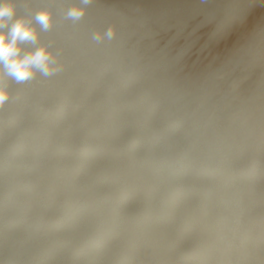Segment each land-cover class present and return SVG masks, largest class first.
Masks as SVG:
<instances>
[{
    "label": "bare ground",
    "instance_id": "6f19581e",
    "mask_svg": "<svg viewBox=\"0 0 264 264\" xmlns=\"http://www.w3.org/2000/svg\"><path fill=\"white\" fill-rule=\"evenodd\" d=\"M62 1H3L37 33L21 49L46 46L59 71L17 81L0 66L9 92L0 104V264H264V0ZM72 8L83 15L69 17ZM87 22L95 33L69 34ZM103 22L110 36L97 33ZM242 23L254 33L240 54L244 31L228 45L238 47L231 63L234 50L224 45L225 56L217 46ZM208 25L194 52L211 44L235 75L224 60L218 71L179 62L181 45L194 38V49L193 34ZM173 32H193L174 34L184 38L178 52ZM161 41L176 53L166 45L155 65ZM108 52L123 57V70L105 68ZM222 68L230 76L219 79ZM106 69L120 79L108 80ZM225 79L236 81L233 99ZM95 82L105 83L102 94ZM91 98L106 102L79 119L76 108ZM161 113L165 122L155 124ZM156 144L164 148L157 160Z\"/></svg>",
    "mask_w": 264,
    "mask_h": 264
},
{
    "label": "clouds",
    "instance_id": "9594fccd",
    "mask_svg": "<svg viewBox=\"0 0 264 264\" xmlns=\"http://www.w3.org/2000/svg\"><path fill=\"white\" fill-rule=\"evenodd\" d=\"M83 15L82 8H72L68 11L69 17L79 18ZM14 8L11 4L0 0V66L17 81L32 78L38 69L43 75L48 76L59 71L55 59L46 46H40L33 51L25 52L19 46L20 42L37 40V33L31 22L25 19L13 21ZM37 20L47 29L50 26V14L47 11L37 13ZM11 27L9 28V23ZM3 29H8L4 31ZM110 36L111 33L109 32ZM99 40L101 37H94ZM9 98L8 90L0 86V104Z\"/></svg>",
    "mask_w": 264,
    "mask_h": 264
},
{
    "label": "rangeland",
    "instance_id": "374dc122",
    "mask_svg": "<svg viewBox=\"0 0 264 264\" xmlns=\"http://www.w3.org/2000/svg\"><path fill=\"white\" fill-rule=\"evenodd\" d=\"M244 24H245V25H244ZM247 26H248L249 28H248ZM204 27H205V28H204ZM204 27H201L200 29L198 28L199 31H197V30H198V29H197V30L195 31L194 34H193V32H194L195 29L192 30L193 32H190V33L193 34V36L196 34V32H197V34H198V33H199V34H200V33L202 34V35H201V34H200V35H197V34H196V36H195L196 38H195V39L197 40V39L199 38L200 40H198V41H194V42H195V45L193 44V45L195 46L194 49H193V47H192V49H191V46H192V45H191V42H193L194 38H193V40L191 39L192 41H190V44H189V42H188V46H187V45L185 46V44H187V43H184L183 45H181L182 47H183V46L185 47V51H186L185 54H187V55H185V56L183 55V56L185 57V59L182 60V59H181L182 57H181L179 62H182V61L184 62V60H185V64L188 65V66H189L190 63H191V65H190V66H191V67H190L191 70L193 69L195 63H196V65L199 63V66L205 65V63H207L208 65L211 66V69L213 68V69H216V70L218 71V70H219L218 68L221 67V64L223 63V60L227 58V57L225 58V56H226L225 54H226V52H227V54H228L229 51H227L226 49L229 48V46L232 47V46L234 45L233 42H234V43L237 42V41L240 39V38H239V39H237V38H238V37H241V38H242V35L244 34V35H243V38H242L241 41H240V43H242V44H240V48H238V47L236 46V47H233V49L231 48L232 50H231L230 48L228 49V50H231V51L229 52V53L231 54L232 51L234 50V48H235V49L238 48V50L236 49V51H237V52L239 51L238 53L240 54V49H241V47H242V46L244 47V45L246 44L245 42H248L249 38H251L252 33L250 34V32L252 31V32L254 33V31H253V29L251 28L250 25H246V23H242L241 25H239V27H237V28L235 29L236 31L233 30V31L228 35L229 37L227 36V38H228L229 40H228V39H225L226 41L224 40V44H222L223 41H220L221 43L219 42V47L217 46V44L215 45V46H217V48H218L220 51L223 50L222 52H225V53L223 54V55H225L224 58H223V55L220 56V55L222 54V52H219V50H218L216 47H215L214 49H211V48H210V45H211V44H210L209 46L207 45L206 49H207V48H209V49H207L206 51H204V49L202 50L203 52H202V51H201V52L197 51L196 53L198 54V52H199V54H200V55H199V54L197 55V54L194 52V50H198V49H199V46L202 47L203 45H205V43H203L202 40H204V42H205V41H206V40H205V39H206L205 37L208 38V35H206V33L208 34V31H209V30H207V29H208V27H211V26L208 25V26H204ZM203 28H204V29H203ZM209 29H210V28H209ZM149 30H150V28H148V33H149V34H150V33H151V34L153 33V35H155V32H153V30H152V32H149ZM203 30H204V31H203ZM248 30H249V31H248ZM205 31H206V33H205ZM243 31H244V33H243ZM202 32H203V33H202ZM236 32H238V33H240V34H238V33H236ZM177 33H178V32H177ZM190 33L187 32L186 34L190 36ZM204 33H205V35H204ZM242 33H243V34H242ZM247 33H248L249 35H248ZM145 34L147 35V30H146V33H145ZM145 34H144V35H145ZM170 34H171V33H170ZM170 34H169V35H170ZM174 34H175V32H173V33L171 34L172 37H169V39H168V38H167V39H168L169 41H172L174 44H175V42H176V51H177L178 49L180 50V48H181V47H180V48L177 49V46H178V47L180 46L178 43H179V41L181 40V39L179 40V38L176 39V37H179V36H177V35H182V34H184V35H183V37H184L186 34H185V33H182V34L179 33V34H177V35L175 34L176 37H175V39H173ZM231 34H232V36H231ZM169 35H168V36H169ZM171 35H170V36H171ZM240 35H241V36H240ZM151 36H152V35H151ZM189 36H188V37H189ZM198 36H199V37H198ZM233 36H234L235 38H234ZM237 36H238V37H237ZM157 37H158V36H157ZM183 37L181 36L180 38H183ZM197 37H198V38H197ZM200 37H202V38L204 37V38L201 39ZM231 37H232V38H231ZM154 38H155V36H154ZM184 38H185V37H184ZM184 38L182 39L183 41H184ZM186 38H187V36H186ZM190 38H191V36H190ZM190 38H189V39H190ZM263 38H264V36H263ZM152 39H153V38H152ZM156 39H157V38H156ZM170 39H171V40H170ZM235 39H237V40H235ZM245 39H246V40H245ZM173 40H174V41H173ZM178 40H179V41H178ZM182 40H181V41H182ZM207 40H208V39H207ZM231 40H233V41H231ZM242 40H243V41H242ZM166 41H167V40H166ZM181 41H180V44H181ZM183 41H182V43H183ZM187 41H188V39H187ZM187 41H186V39H185V42H187ZM172 42H170V43L168 42V45H167V42H166V44H164V43L161 41L160 44H163V49L161 48V47H162V45H161L160 49H162V50L159 49V52H160V51H161V52L163 51V55H159V54H158L159 52L157 53V51L154 52L155 50H157V49L159 48L158 45H157V47H156L157 49L154 48L155 50L152 51V53L150 54V56H151L150 58H152V60H153V58L155 57V55H156V56L159 55V56H157V57H159V58H157V57L154 58L155 65H158L159 63L161 64V63L163 62L162 60L166 58V56H167V55H166V54H167V53H166V49H167L168 47H169V51H171V52H170V57H172V56L175 55V53H176L175 50H174L175 48L173 49V47H175V46H174V44H173ZM227 42H228V44H227ZM229 42H230V43H229ZM171 43L173 44V45H172L173 47L170 46ZM196 43H199L200 45H198V44H196ZM243 43H244V44H243ZM201 44H203V45L201 46ZM220 44H221V45H220ZM230 44H232V46H231ZM166 45L168 46L167 48H166ZM189 45H190V46H189ZM196 45H197L198 47H197ZM224 45H225L226 49H223ZM226 45H227V46H226ZM228 45H229V46H228ZM236 45H239V42H238V44H236ZM159 46H160V45H159ZM164 47H165V48H164ZM184 47H183V49H184ZM196 47H197V48H196ZM220 47H221V48H220ZM243 47H242V48H243ZM105 48H108V47H105ZM187 48H189V49H187ZM172 49H173V51H172ZM186 49H187L188 51H187ZM215 49H217V52H216ZM221 49H222V50H221ZM208 50H209V51H208ZM210 50H211V51H210ZM167 51H168V49H167ZM169 51H168V52H169ZM191 51H192V52H191ZM213 51H215V53H216L217 55H216L215 53H212ZM161 52H160V53H161ZM172 52H173V53H172ZM174 52H175V53H174ZM177 52H178V51H177ZM187 52H188V53H187ZM208 52H209V54H208L207 56H208V58L211 57L210 60L207 59V56H206V55H204V53L207 54ZM210 52H211V53H210ZM155 53H156V54H155ZM164 53H166V54L164 55ZM171 53L174 54V55H172ZM191 53H192V54H191ZM234 53H235V50H234V52L231 54L232 56H231V55H227V56H229V59H230L231 63H232L233 60H234V58L231 59V57L235 56ZM152 54H153L154 56H153ZM161 54H162V53H161ZM168 54H169V53H168ZM190 54H191V55H190ZM194 54H196V55L194 56ZM214 54H215L214 57H217V56H220V58L222 57L221 60L218 59L219 57H217V58L214 59V58H213V55H214ZM218 54H220V55H218ZM171 55H172V56H171ZM202 55H204V57H203ZM210 55H211V56H210ZM152 56H153V57H152ZM160 56L162 57V59H161ZM196 56H197V58H196ZM199 56H200V57H199ZM236 56H238L237 53H236ZM170 57H169V55H168V58H170ZM184 57H183V58H184ZM190 57H191V58H190ZM198 57H199V58H198ZM238 57H239V56H238ZM147 58H148V57H147ZM150 58H149V59H150ZM168 58H167V59H168ZM189 58H190V59H189ZM195 58H196V59H195ZM204 58H205V59H204ZM186 59H187V62H186ZM197 59H199V61H198ZM227 59H228V58H227ZM227 59H226V60H227ZM235 59H237V58L235 57ZM159 60H161V62H160ZM189 60H190V62H189ZM192 60H193V62H194V61H195V62L193 63ZM196 60H197V61H196ZM206 60H207V61H206ZM211 60H212V61H211ZM213 60H215V61L217 60L215 64H214L215 61H213ZM156 61H159V63H157ZM166 61H167V60H166ZM200 61H201V62H200ZM218 61H219V62H220V61L222 62V63L220 64V66L217 65V64L219 63ZM230 61H227V62H230ZM164 62H165V61H164ZM188 62H189V64H188ZM197 62H198V63H197ZM203 62H205V63L203 64ZM209 62H210L211 64H210ZM217 62H218V63H217ZM225 62H226V61L224 60V63H225ZM156 63H157V64H156ZM200 63H202V64H200ZM212 63H213L214 65H212ZM231 63H229V64L231 65ZM229 64L225 63V65H226L227 67H228ZM192 65H193V66H192ZM225 65H223L224 68H226ZM230 65H229V67H228V69H229L228 71H230V70L232 69V67H231ZM121 66H122V65H115V67H117V68H116L117 70H118V69H120V70L122 69V70H123V68H122ZM188 66H187V67H188ZM206 66H207V65H206ZM213 66H214L215 68H214ZM113 67H114V65H113ZM115 67H114V68H115ZM118 67H119V68H118ZM187 67H186V69H187ZM230 67H231V68H230ZM107 68L109 69L110 67H107ZM124 70H125V69H124ZM127 70H129V69H127ZM220 70H221V68H220ZM222 70L226 71V69H223V68H222ZM233 70H234V69L231 70L232 72H230V74L233 73V74L235 75V74H236V71L233 72ZM106 71H107V72H105V74H106L108 80L110 79V80L116 82V80L120 79V77H119V75H117V73H115V75H113V74L111 75V73H108V72H111L110 70H107V69H106ZM228 71H226L228 74H226V72H225V74H224V72H223V73H222V72H219V73L221 74V76H220V74H219V76H218V77H221V78H219V79H222V75H224L223 78L225 77V75H229V72H228ZM127 72H128V71H127ZM127 72H126V73H127ZM129 73H130V70H129V72H128L127 74H129ZM130 74H131V73H130ZM234 75H233V76H234ZM128 76H129V75H128ZM229 76H230V75H229ZM229 76H227L226 78H228ZM233 76L231 75V77H229V78H232V81H233V79L236 80V79H235L236 76H234V78H233ZM116 77H117V78H116ZM121 77H123V75H122ZM123 78H126V77H123ZM123 78H122V79H123ZM127 78H128V77H127ZM127 78H126V79H127ZM129 78H131V79L133 78V79H134V77H129ZM129 78H128V79H129ZM135 79H137V78H135ZM223 80H224V79H223ZM128 81H129V80H128ZM138 81H139V79H138ZM225 81L227 82L226 79H225ZM228 81H229L230 83H235L237 80L234 81V82H231L230 79H229ZM132 82H133L134 84H136V81H135V80H134V81L132 80ZM229 82H227V83H228V86H229L231 89H230L229 87H228V89H229V90H232V87H231V86H233V84H229ZM95 85H96V87H99V88H100L99 92L102 94V90H101V89L105 86V83H101V82L96 83V82H95ZM98 85H99V86H98ZM101 86H103V87H101ZM228 89H227V90H228ZM232 92H233V90L231 91V93H230L229 96L232 97V99H233V95H232L233 93H232ZM231 95H232V96H231ZM104 99H105V97H104ZM104 99H102L101 101L98 100V101L96 102V100L94 101V100H92V98H91V99L88 100V103H89V104H88L87 106H86L85 104H84V105H83V104H82V105L80 104L79 107L76 108V110H77V115L79 114L78 116H81V117H79V119L82 118V115H84V114L86 113V111L88 110V108H89L93 103H95V104H97V105L99 104V106L102 105L101 108H103V105H104L105 102H106V101H105L106 99H105V100H104ZM7 100H8V99H7ZM7 100H6V102H7ZM231 101H232V100H231V98H230V102H231ZM102 102H103V103H102ZM231 103H232V102H231ZM72 105H73V104H72ZM6 116H9V115H6ZM79 119H76V121H78ZM76 121H75V122H76ZM76 123L82 124L81 122H76ZM87 125H88V124H87ZM78 141H79V140H78ZM69 168H70V166L67 167V169H69ZM191 178H192V177H191ZM185 179H186V182L190 181V179H189V180H188L187 178H185ZM192 179H193V178H192ZM184 181H185V180H184Z\"/></svg>",
    "mask_w": 264,
    "mask_h": 264
},
{
    "label": "water",
    "instance_id": "95a60500",
    "mask_svg": "<svg viewBox=\"0 0 264 264\" xmlns=\"http://www.w3.org/2000/svg\"><path fill=\"white\" fill-rule=\"evenodd\" d=\"M3 1H5V0H3ZM6 1H8V0H6ZM42 1H46V0H42ZM57 1H59L60 2V0H57ZM64 1V0H63ZM62 1V2H63ZM9 4H11L12 6H13V8L14 7H16V6H14L13 5V3H11V2H9ZM55 22L54 23H59V20H54ZM70 24V23H69ZM105 26H106V23H104L103 22V24H100V26H98V24H97V33H99V34H103V33H105V35L107 34L106 32H105ZM55 30L57 29V28H54ZM109 30V29H108ZM94 31H96V25L93 23V22H87V23H83L82 25H76V27H74V32L75 33H72L71 32V30H69V32H71V33H69V34H74V35H76L78 38H79V36L78 35H80L81 37H84V36H86V35H88V34H90L91 32H94ZM95 33V32H94ZM69 34H66V36L67 37H69ZM99 34H97V35H99ZM105 35H104V37H105ZM108 35V34H107ZM100 36H102V35H100ZM69 46V49L67 48V51H66V53H65V57H67V59H69V58H71L72 57V55H74L75 54V52H71V50H70V45H67V47ZM109 51V50H108ZM105 54V53H104ZM108 54H109V61L106 59V58H104L103 57V59H105L106 60V62H105V68H107V66H113V65H119V64H121L122 63V61H123V57L121 56V55H112L111 53H109L108 52ZM110 54H111V56H110ZM112 58H113V60H112ZM102 59V60H103ZM32 95H35V93H33ZM156 98V97H155ZM175 102H179V100H177V101H175ZM174 110H176V109H174ZM167 113V115L168 116H171V114H169L168 112H166ZM178 113V111L176 112V113H174V114H177ZM155 118H156V122H155V124H161V123H164L165 122V119H166V117L164 116V114H160V115H156L155 114ZM154 118V119H155ZM154 127H155V125H154ZM155 129H157V126L155 127ZM156 131H158V130H156ZM155 131H153V133H154ZM197 139V138H196ZM195 139V140H196ZM199 140V139H198ZM165 144V143H164ZM167 146V145H166ZM156 147H158L157 148V151L159 152L158 153V156H156V157H154V159L155 160H157V159H160V157H161V155H163L162 153H163V151H164V148H160L159 146H158V144H156ZM161 147H162V145H161ZM67 167H68V164H67ZM5 198V196L3 195L2 196V199H4ZM39 204V203H38ZM53 212H55V211H53ZM3 213L0 211V215H2ZM189 240V239H188ZM187 240V241H188ZM187 241L186 242H184L183 243V246H186V245H188L189 243H187ZM6 252H4V253H0V255L2 256V257H4V256H6V254H5ZM36 255H37V252H27V254H24V258H33V257H36Z\"/></svg>",
    "mask_w": 264,
    "mask_h": 264
}]
</instances>
